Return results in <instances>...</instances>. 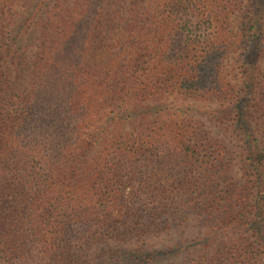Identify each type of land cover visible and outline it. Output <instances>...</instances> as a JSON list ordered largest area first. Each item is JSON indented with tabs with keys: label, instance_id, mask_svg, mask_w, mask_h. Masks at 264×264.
Segmentation results:
<instances>
[{
	"label": "trees",
	"instance_id": "16d2710c",
	"mask_svg": "<svg viewBox=\"0 0 264 264\" xmlns=\"http://www.w3.org/2000/svg\"><path fill=\"white\" fill-rule=\"evenodd\" d=\"M0 264H264V0H0Z\"/></svg>",
	"mask_w": 264,
	"mask_h": 264
}]
</instances>
